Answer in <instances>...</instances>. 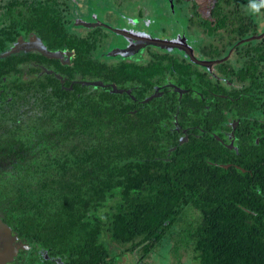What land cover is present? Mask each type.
<instances>
[{
	"label": "trees",
	"instance_id": "trees-1",
	"mask_svg": "<svg viewBox=\"0 0 264 264\" xmlns=\"http://www.w3.org/2000/svg\"><path fill=\"white\" fill-rule=\"evenodd\" d=\"M4 5L18 38L32 33L70 59L0 57V216L64 264H146L165 243L177 261L191 248L187 264H264V196L247 202V179L220 165L214 137L178 130L189 93L141 103L153 77L178 66L100 58L104 33L75 32L68 1Z\"/></svg>",
	"mask_w": 264,
	"mask_h": 264
},
{
	"label": "flooded vegetation",
	"instance_id": "flooded-vegetation-1",
	"mask_svg": "<svg viewBox=\"0 0 264 264\" xmlns=\"http://www.w3.org/2000/svg\"><path fill=\"white\" fill-rule=\"evenodd\" d=\"M8 1L0 0V37L4 34L8 44L0 51V57L37 51L68 62L70 54L49 50L32 33L18 38L16 28L10 27L12 22L3 17L8 9L4 4ZM59 1H68L73 6L71 27L79 35L98 29L104 33L100 58L113 63L141 64V67L149 63L156 66L161 59L164 67L178 66L180 69L176 67L171 73L165 68L167 74L163 79L160 75L153 77L152 91L147 97L156 93L162 96L166 90L180 94L175 87L189 93V125L186 128L178 125V130L188 136L202 133L208 138L214 137L219 144L213 153L228 157L225 164L228 167L224 168L234 166L240 171L237 177L247 179L249 186L245 188L251 189L247 202L251 201L252 194L264 196V10L250 13L249 0H220L222 4H217L219 0H187L190 3L183 4L180 0H167L172 10L177 5H186L192 11L187 23L179 17L176 19V24L183 26L169 35L156 34L150 27L155 22L150 16L133 15L128 20L124 17L125 22L113 25L100 17L92 2L82 6L90 8L88 12H81L78 2ZM242 13L251 20L242 21ZM194 29H199L204 36L200 32L196 35ZM108 32L115 38L108 36ZM18 45L19 49L11 52ZM181 67L185 71L180 73ZM28 68L29 65L26 72ZM0 218L10 226L6 229L0 225V264H64Z\"/></svg>",
	"mask_w": 264,
	"mask_h": 264
},
{
	"label": "rangeland",
	"instance_id": "rangeland-1",
	"mask_svg": "<svg viewBox=\"0 0 264 264\" xmlns=\"http://www.w3.org/2000/svg\"><path fill=\"white\" fill-rule=\"evenodd\" d=\"M81 6V12H88L90 8L82 7L86 3H91L94 7L99 10V15L106 21L113 25L119 22H125L124 17L128 20L129 17L136 15L138 17L150 16L154 18L155 22L150 26L151 29L156 34H169L173 35L176 31H179V27L183 26L180 23L176 24V19L179 17L183 23H187L190 13L192 12L186 5L178 6L176 9L172 10L168 7V1L170 0H74ZM191 7V5L189 4ZM172 11V12H171ZM178 13V15H177ZM176 21V22H175ZM123 24V23H122ZM179 28V29H178ZM199 35L200 30L194 29ZM108 36L115 38L110 32L107 33ZM201 36H204L200 32ZM198 213H197V212ZM200 211L190 210L186 216L189 220L198 219ZM201 215V214H200ZM117 251V247L114 245L112 247ZM191 248L182 249L183 254L180 261H177L176 255L170 250L169 244L165 243L163 247L157 249L152 256L149 257L146 264H187V255ZM137 259V255H129L120 264H133L134 260Z\"/></svg>",
	"mask_w": 264,
	"mask_h": 264
},
{
	"label": "water",
	"instance_id": "water-1",
	"mask_svg": "<svg viewBox=\"0 0 264 264\" xmlns=\"http://www.w3.org/2000/svg\"><path fill=\"white\" fill-rule=\"evenodd\" d=\"M171 2H172V4H173V1H171ZM113 31L118 32V29H113ZM19 46H20V45L14 47V48L11 50V52H14V51L18 50V49H19ZM49 54L52 55L53 53H49ZM5 55H6V54H2V56H5ZM82 83H83V84H86V85H95V86H99V85H101V86H106V85L103 84L101 81H82ZM111 86H112V90L115 91V92H122V91H124V89L117 88V86H116L115 84H112ZM175 88H176V90H177L178 92H180V93H184V92H185V90H183V89H181V88H179V87H175ZM127 92L130 93L131 90H127ZM158 96H160V93L153 94L152 96L147 97L143 102H144V103H147V102L151 101L153 98L158 97ZM175 118L177 119V116H175ZM220 165L223 166V167H228V165H225V164H220ZM0 225L2 226V228L10 229V226H8L7 224H5V223L2 221L1 218H0Z\"/></svg>",
	"mask_w": 264,
	"mask_h": 264
},
{
	"label": "clouds",
	"instance_id": "clouds-1",
	"mask_svg": "<svg viewBox=\"0 0 264 264\" xmlns=\"http://www.w3.org/2000/svg\"><path fill=\"white\" fill-rule=\"evenodd\" d=\"M247 8L250 13H259L264 8V0H249Z\"/></svg>",
	"mask_w": 264,
	"mask_h": 264
}]
</instances>
